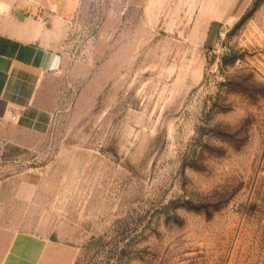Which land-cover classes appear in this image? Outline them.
Returning a JSON list of instances; mask_svg holds the SVG:
<instances>
[{"label": "rangeland", "instance_id": "1", "mask_svg": "<svg viewBox=\"0 0 264 264\" xmlns=\"http://www.w3.org/2000/svg\"><path fill=\"white\" fill-rule=\"evenodd\" d=\"M49 134L0 160V229L76 264H264V0H82Z\"/></svg>", "mask_w": 264, "mask_h": 264}, {"label": "crops", "instance_id": "2", "mask_svg": "<svg viewBox=\"0 0 264 264\" xmlns=\"http://www.w3.org/2000/svg\"><path fill=\"white\" fill-rule=\"evenodd\" d=\"M82 0H0V160L31 139L46 137L60 109L54 86L65 72V45ZM18 115L12 121L11 114ZM42 178L18 171L1 181L21 203L35 198ZM75 245L51 234L0 229V264H76Z\"/></svg>", "mask_w": 264, "mask_h": 264}, {"label": "built area", "instance_id": "3", "mask_svg": "<svg viewBox=\"0 0 264 264\" xmlns=\"http://www.w3.org/2000/svg\"><path fill=\"white\" fill-rule=\"evenodd\" d=\"M10 118L12 121H17L18 115L16 113L11 114Z\"/></svg>", "mask_w": 264, "mask_h": 264}]
</instances>
